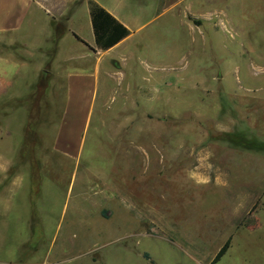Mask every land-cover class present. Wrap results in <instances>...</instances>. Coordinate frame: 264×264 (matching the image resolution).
Returning a JSON list of instances; mask_svg holds the SVG:
<instances>
[{
  "label": "rangeland",
  "instance_id": "rangeland-1",
  "mask_svg": "<svg viewBox=\"0 0 264 264\" xmlns=\"http://www.w3.org/2000/svg\"><path fill=\"white\" fill-rule=\"evenodd\" d=\"M183 1H132L134 57L68 152L54 51L2 95L0 264H213L229 239L215 264H264V0Z\"/></svg>",
  "mask_w": 264,
  "mask_h": 264
},
{
  "label": "crops",
  "instance_id": "crops-1",
  "mask_svg": "<svg viewBox=\"0 0 264 264\" xmlns=\"http://www.w3.org/2000/svg\"><path fill=\"white\" fill-rule=\"evenodd\" d=\"M90 1L98 3L125 25L131 32L130 36L108 51L97 49ZM132 1L0 0V98L11 92L39 93L40 75L49 77L42 55L54 51V68H61L59 75L66 78L68 115L73 109L78 110V116L69 122L68 128L65 123V127L64 124L60 126L57 147L61 150L68 152L77 129L78 135L81 129L85 130L84 122H87L86 116H90L97 99L104 65L119 67L120 60L134 57L132 44L144 26L139 25V17L133 20L126 14L148 12L149 9L135 7ZM187 1L177 6H184ZM197 2L202 4V8L206 6V0ZM81 11L83 16H79ZM202 18L208 16L203 15ZM58 29L63 30L61 37H57ZM30 85L34 88L29 89ZM72 130L74 135L70 133Z\"/></svg>",
  "mask_w": 264,
  "mask_h": 264
},
{
  "label": "trees",
  "instance_id": "trees-1",
  "mask_svg": "<svg viewBox=\"0 0 264 264\" xmlns=\"http://www.w3.org/2000/svg\"><path fill=\"white\" fill-rule=\"evenodd\" d=\"M89 6L97 49L108 51L130 36V30L98 3L90 1ZM56 31L59 34L57 37H61L63 35V30L58 29ZM230 244L231 239H229L225 246L221 249L213 264L217 263L227 252Z\"/></svg>",
  "mask_w": 264,
  "mask_h": 264
}]
</instances>
